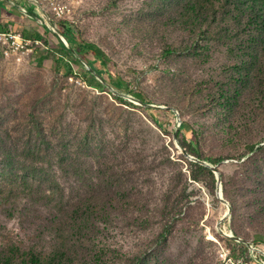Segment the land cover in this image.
I'll list each match as a JSON object with an SVG mask.
<instances>
[{"label":"rangeland","instance_id":"374dc122","mask_svg":"<svg viewBox=\"0 0 264 264\" xmlns=\"http://www.w3.org/2000/svg\"><path fill=\"white\" fill-rule=\"evenodd\" d=\"M56 1L61 17L45 0L16 7L12 30L35 51L0 54V177L5 157L35 150L53 194L0 209V242L49 253L63 236L69 264H264L251 51L192 34L183 0Z\"/></svg>","mask_w":264,"mask_h":264},{"label":"trees","instance_id":"16d2710c","mask_svg":"<svg viewBox=\"0 0 264 264\" xmlns=\"http://www.w3.org/2000/svg\"><path fill=\"white\" fill-rule=\"evenodd\" d=\"M180 14V20L190 27L192 34H200L204 40L217 43L234 41L244 46L245 51H251L247 65L255 67L256 80L264 82V0H183ZM68 30V24H65V30L61 33L71 40ZM52 36L59 41L62 50L74 57L76 51L72 46L68 47L61 37ZM46 42L52 45V42ZM86 50L93 53L103 63L104 70L108 71L106 62L95 48L86 46L82 52ZM60 60L63 59L58 60L59 65ZM66 67L71 71L73 63L68 62ZM93 72L98 76L100 74L96 69ZM153 121L158 125L155 119ZM32 152L35 153V150L24 152L18 159L8 155L2 161L0 209L9 216L15 211L13 208L18 201L23 202L35 195L40 194L51 202L53 194H47L43 189L52 182L51 178L46 175L43 167L31 159ZM64 240L65 237L61 236L58 245L49 253L36 251L34 247L21 250L13 244L0 242V264H69Z\"/></svg>","mask_w":264,"mask_h":264},{"label":"built area","instance_id":"2783aa9c","mask_svg":"<svg viewBox=\"0 0 264 264\" xmlns=\"http://www.w3.org/2000/svg\"><path fill=\"white\" fill-rule=\"evenodd\" d=\"M45 1L52 4L58 16L61 17L62 14H65L66 8L60 6L56 0ZM62 40L66 42L64 38ZM36 44L40 45V43ZM34 49V42L27 39L23 33L13 30L0 31V54L6 58L21 62L25 56L34 53Z\"/></svg>","mask_w":264,"mask_h":264},{"label":"crops","instance_id":"0c3cea01","mask_svg":"<svg viewBox=\"0 0 264 264\" xmlns=\"http://www.w3.org/2000/svg\"><path fill=\"white\" fill-rule=\"evenodd\" d=\"M30 1L32 0H0V31L12 30V23L19 16L16 7H24Z\"/></svg>","mask_w":264,"mask_h":264},{"label":"water","instance_id":"95a60500","mask_svg":"<svg viewBox=\"0 0 264 264\" xmlns=\"http://www.w3.org/2000/svg\"><path fill=\"white\" fill-rule=\"evenodd\" d=\"M212 170H213V172L217 173L216 167H213Z\"/></svg>","mask_w":264,"mask_h":264}]
</instances>
